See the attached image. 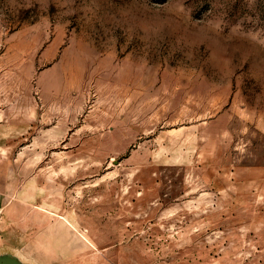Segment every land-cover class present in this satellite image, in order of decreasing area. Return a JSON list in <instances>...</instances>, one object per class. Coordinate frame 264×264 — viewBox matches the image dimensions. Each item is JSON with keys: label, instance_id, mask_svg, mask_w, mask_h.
Segmentation results:
<instances>
[{"label": "rangeland", "instance_id": "374dc122", "mask_svg": "<svg viewBox=\"0 0 264 264\" xmlns=\"http://www.w3.org/2000/svg\"><path fill=\"white\" fill-rule=\"evenodd\" d=\"M0 186L30 263L264 264V0H0Z\"/></svg>", "mask_w": 264, "mask_h": 264}, {"label": "water", "instance_id": "95a60500", "mask_svg": "<svg viewBox=\"0 0 264 264\" xmlns=\"http://www.w3.org/2000/svg\"><path fill=\"white\" fill-rule=\"evenodd\" d=\"M0 264H35L30 263L25 260H23L19 254L9 251V250H3L0 251Z\"/></svg>", "mask_w": 264, "mask_h": 264}, {"label": "crops", "instance_id": "0c3cea01", "mask_svg": "<svg viewBox=\"0 0 264 264\" xmlns=\"http://www.w3.org/2000/svg\"><path fill=\"white\" fill-rule=\"evenodd\" d=\"M7 206H8V201L5 198V193L3 191L2 186H0V214H2L5 210H7ZM50 241L51 240L49 239V242ZM56 241L57 240L55 238L52 239V243H54V246L50 247L51 248L50 251L52 252L53 255H55V257H57V259L59 257H62V259H64L65 256H62V254L59 253L58 248L55 246Z\"/></svg>", "mask_w": 264, "mask_h": 264}]
</instances>
